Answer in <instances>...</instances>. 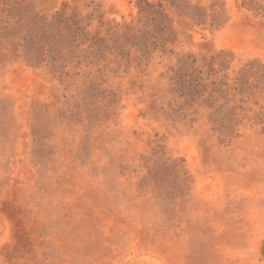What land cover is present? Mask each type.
I'll use <instances>...</instances> for the list:
<instances>
[{"label":"rangeland","instance_id":"rangeland-1","mask_svg":"<svg viewBox=\"0 0 264 264\" xmlns=\"http://www.w3.org/2000/svg\"><path fill=\"white\" fill-rule=\"evenodd\" d=\"M0 264H264V0H0Z\"/></svg>","mask_w":264,"mask_h":264},{"label":"trees","instance_id":"trees-1","mask_svg":"<svg viewBox=\"0 0 264 264\" xmlns=\"http://www.w3.org/2000/svg\"><path fill=\"white\" fill-rule=\"evenodd\" d=\"M158 7L159 9L157 8V6L151 5L150 3L145 2V6L142 8V12L147 16H156L158 18H164V15L161 11L162 5H159ZM161 24L164 27L157 26V28H160L159 32H160V35H162L161 37H163V38H159V40H163V43L167 44L172 41L171 34H169L170 30L167 28V26L164 24L163 21H161Z\"/></svg>","mask_w":264,"mask_h":264}]
</instances>
